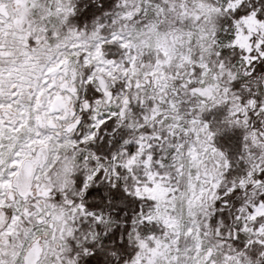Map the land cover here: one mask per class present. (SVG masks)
Segmentation results:
<instances>
[{
	"label": "snow or ice",
	"instance_id": "1",
	"mask_svg": "<svg viewBox=\"0 0 264 264\" xmlns=\"http://www.w3.org/2000/svg\"><path fill=\"white\" fill-rule=\"evenodd\" d=\"M0 264H264V0H0Z\"/></svg>",
	"mask_w": 264,
	"mask_h": 264
}]
</instances>
